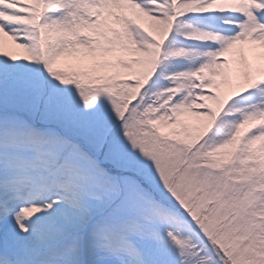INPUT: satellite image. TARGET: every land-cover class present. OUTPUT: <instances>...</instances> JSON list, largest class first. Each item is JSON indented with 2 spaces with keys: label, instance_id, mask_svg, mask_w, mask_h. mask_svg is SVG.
Returning <instances> with one entry per match:
<instances>
[{
  "label": "snow or ice",
  "instance_id": "1",
  "mask_svg": "<svg viewBox=\"0 0 264 264\" xmlns=\"http://www.w3.org/2000/svg\"><path fill=\"white\" fill-rule=\"evenodd\" d=\"M0 264H264V0H0Z\"/></svg>",
  "mask_w": 264,
  "mask_h": 264
},
{
  "label": "rangeland",
  "instance_id": "2",
  "mask_svg": "<svg viewBox=\"0 0 264 264\" xmlns=\"http://www.w3.org/2000/svg\"><path fill=\"white\" fill-rule=\"evenodd\" d=\"M67 67L69 68V69H72V68H75L76 67V65H74L72 62H69L68 63V65H67Z\"/></svg>",
  "mask_w": 264,
  "mask_h": 264
},
{
  "label": "trees",
  "instance_id": "3",
  "mask_svg": "<svg viewBox=\"0 0 264 264\" xmlns=\"http://www.w3.org/2000/svg\"><path fill=\"white\" fill-rule=\"evenodd\" d=\"M70 68V67H69Z\"/></svg>",
  "mask_w": 264,
  "mask_h": 264
}]
</instances>
